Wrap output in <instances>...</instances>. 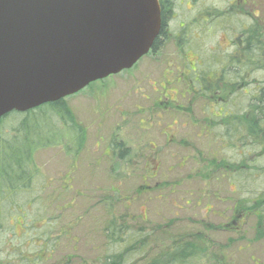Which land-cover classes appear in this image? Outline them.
<instances>
[{
    "label": "rangeland",
    "instance_id": "374dc122",
    "mask_svg": "<svg viewBox=\"0 0 264 264\" xmlns=\"http://www.w3.org/2000/svg\"><path fill=\"white\" fill-rule=\"evenodd\" d=\"M245 4L223 20L225 29L217 18L215 24L206 23L199 38L194 28L192 40L205 56H171L173 46L166 45V55L146 56L132 69L66 98L84 140L80 146L76 133L66 129L59 144L34 154L32 188L18 199L19 209L11 199L1 214L0 264H36L35 255L43 256L41 264H103L104 229L113 217L132 233L144 234L145 247L124 264H146L159 252L167 253L166 238L176 240L179 234L190 235L196 244L188 264H264V221L260 225L261 211L253 202L264 192V141L252 143L243 133L239 141L238 136L204 135L198 130L208 113L202 98L183 113L153 108L161 95L160 101L171 96L186 106V82L178 77L219 68L217 62L232 51L236 25L250 24L253 11L256 18L261 17L258 9L264 11V0ZM229 6L230 0H177L171 25L175 31L180 22L192 27L204 10L215 15ZM185 57L191 65L197 59L196 69ZM253 77L261 82L264 73ZM249 96L244 91L239 96L242 107ZM51 124L47 118L43 126ZM11 126L8 119L0 130ZM115 136L129 148L125 158L111 149ZM224 159L243 165L239 178L209 164ZM132 242L129 236L127 243Z\"/></svg>",
    "mask_w": 264,
    "mask_h": 264
},
{
    "label": "water",
    "instance_id": "95a60500",
    "mask_svg": "<svg viewBox=\"0 0 264 264\" xmlns=\"http://www.w3.org/2000/svg\"><path fill=\"white\" fill-rule=\"evenodd\" d=\"M162 26L160 0H0V119L131 69Z\"/></svg>",
    "mask_w": 264,
    "mask_h": 264
},
{
    "label": "trees",
    "instance_id": "16d2710c",
    "mask_svg": "<svg viewBox=\"0 0 264 264\" xmlns=\"http://www.w3.org/2000/svg\"><path fill=\"white\" fill-rule=\"evenodd\" d=\"M176 1L160 0L163 23L166 20L168 10L173 9L175 11ZM245 3H248V0H230L229 8L225 9V11H219L215 15L209 9L204 10L200 18L197 17L199 19H196L194 28L199 31L202 25L207 23L204 19L206 15L210 16L208 20L213 21L214 24L216 23V18L219 19L218 23L222 24L223 26L221 27L224 28L226 24H224L223 20L235 15V11L238 9V12L241 11L240 8ZM258 10L261 14L260 18H256L254 16L256 12L253 11L250 14L252 18L250 24L241 23L236 25L239 31L233 36L232 51L224 54L221 60L217 62V67L219 68H201L203 71L200 74L202 80V83L200 82L202 84L201 89L196 85V91L199 92L196 93L195 91V100L200 98L205 101L221 100L228 103V105L236 106L234 110H230V105H226L225 113L221 117L211 114L209 121L212 122V126L217 131L215 135H221L223 139L232 138L233 136L237 138L238 136L237 141H239L241 138L244 139L243 133L252 139V143H254L253 140L264 141V79L258 82L253 77L255 72L264 73V11ZM243 11L245 16V13L248 12ZM234 37L236 38L234 39ZM158 44L159 38L156 39L153 46L155 50L159 46ZM206 71L212 74L220 73L218 79H211L210 92L207 91L208 89H206V84L204 83ZM243 91L245 94H250L247 103L243 104L244 107L240 103L245 102L239 100V96L242 95ZM47 118L56 125L43 126L46 124ZM8 119L11 120V129L9 131L6 129L4 132L0 130V224L2 220L1 214L3 215L6 202L11 201V199L14 200V206L19 209L18 199H21L32 188L34 177L31 172V165L34 154L39 149L59 144V140L66 129L69 132L76 133V141L80 146L85 137L84 129L77 122L76 116L67 104L66 99L50 102L26 112H10L0 119V123L6 122ZM61 124L65 129L61 128ZM222 126H225L226 133L223 128L220 131ZM45 133H52V135L51 137H40ZM239 134L241 135L240 139ZM111 143L113 146L111 148L119 149L120 158H125L129 153V148L125 146L122 140H118L116 136ZM220 161V164H215L214 161L209 162V164L212 163L210 166H214L215 170L222 168L227 172H234L239 178L238 173L243 169L242 164L227 162L226 159ZM258 198L261 200L258 202L254 200L253 202L256 205L255 209L261 211L259 214L261 225L262 221H264V192ZM241 203L244 202L241 201ZM248 209H251V207ZM141 232V230H135V233H132L128 226L119 224L115 217L109 219L104 229V234L108 241L106 243L107 254L101 260L102 263L124 264L129 256L135 253L138 254L145 247L144 234H141ZM258 233H260V230ZM129 236H131L133 241L131 244L127 243ZM187 236L190 238L188 234H179L176 240H173L171 236L167 237V253L159 252L160 254L152 257L146 264H188V260L195 254L196 244L193 240H189ZM49 239L53 240L50 237ZM32 259L36 264H41L44 260L42 255H35ZM27 260L29 262L31 259L27 258Z\"/></svg>",
    "mask_w": 264,
    "mask_h": 264
},
{
    "label": "flooded vegetation",
    "instance_id": "af4514ba",
    "mask_svg": "<svg viewBox=\"0 0 264 264\" xmlns=\"http://www.w3.org/2000/svg\"><path fill=\"white\" fill-rule=\"evenodd\" d=\"M209 17L210 16H208V15H206L204 17L205 22H209V20H208ZM174 18H175V11L173 9L168 10V13L166 14V20H165L166 22L164 21V23H163V15H162L163 26H162L160 35L158 36V38H159V44L158 45L159 46L157 47L156 50L152 47L150 52L148 54H146L144 57L166 55V54H163V50H165L166 45L173 46L174 53H172L171 56H190V55L191 56H205V54H206L205 51H201V50H199V47H197V48L195 47L194 41L192 40L191 36H192V33L194 34V32H195L194 35H196V37L199 38L200 34L205 31L206 23L203 24L202 27H201V25L198 24V26H200L201 29L199 31H195L194 30L195 22H191L192 28L188 27L186 22H180V23H178L177 31H175L171 25L172 20ZM193 30H194V32H193ZM228 46H230V43L227 45V48H228ZM238 48H239V45H238ZM144 57H142L138 61V63ZM185 60L190 65L192 64L188 60V57H185ZM196 60H194V62H193L194 65L190 66L193 69H196V67H197L195 65ZM138 63H136V64H138ZM199 63H200L199 65L202 64V62L200 60H199ZM167 73L168 74L172 73V70L171 71L167 70ZM180 74H182V73H180ZM195 76L196 75L192 76V75H188V74H186V75L182 74V76L178 77V82H182V81L186 82V88L184 89V92H182L183 98H185L186 96H189L188 97L189 99L185 102L186 106L181 105L179 103V101L177 100V98H172L171 96H170V98H165L163 101H160L159 98L162 97V95H161V96H159L158 100H156L154 103L155 107H153V108L156 109V112L165 113V112H169L172 110H176L177 112L183 113L184 109L194 108V104H197V103H199V101H201L198 99L195 100V98H194L195 91L197 89V86L200 89L202 86L201 75L197 74V76L196 77ZM218 76L220 77L219 72L214 73V74H212V73H206L205 74L204 83L206 84L205 87H206V89H208L207 90L208 92H210L209 89L211 86V79H218ZM167 83H171V81L167 80ZM172 91H173V94H175V95H177L179 92L178 90H174V89H172ZM197 92H199V91H196V93ZM203 102L205 103V105L208 108L207 109L208 113H206L204 111L207 114V116L205 115L202 118L203 123H202V126H200L198 130L200 132H203L204 135L210 136L212 133L215 134L217 132L215 130V127L212 126V122L209 121L211 114L214 116L221 117L225 113V110H226L225 107H226V105H228V103H226L225 101L222 102L221 100H219V101H215V100L214 101H210V100L205 101V100H203ZM192 122H193V125H195V126H198L197 124H199V122H196L194 117H193ZM173 123L174 124L176 123L175 119L173 120ZM220 125H222V124H220ZM222 128H223L224 132L226 133L225 126H222L220 128V131ZM166 134H167V132H166ZM196 136H197V132H196Z\"/></svg>",
    "mask_w": 264,
    "mask_h": 264
}]
</instances>
